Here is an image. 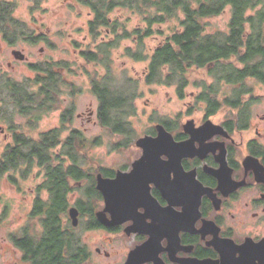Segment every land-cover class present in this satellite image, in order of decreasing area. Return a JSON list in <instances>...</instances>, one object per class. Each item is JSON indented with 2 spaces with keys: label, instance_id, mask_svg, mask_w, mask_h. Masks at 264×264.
Wrapping results in <instances>:
<instances>
[{
  "label": "trees",
  "instance_id": "1",
  "mask_svg": "<svg viewBox=\"0 0 264 264\" xmlns=\"http://www.w3.org/2000/svg\"><path fill=\"white\" fill-rule=\"evenodd\" d=\"M76 1L92 15L87 24L89 41L79 53L83 65L76 68H82L90 82V92L98 101L100 126L113 135L127 137L134 133L128 119L136 114V100L140 96L139 80L128 76L125 69L116 72L115 49H121L126 40L133 46L123 47L120 58L145 65L142 81L145 86H175L177 96L182 99L185 88L190 85L189 72L202 69L207 70L209 76L219 75L218 80L234 88L238 86L233 90V98L221 103L217 100L215 86L201 85L202 92L196 100L208 105L204 108L205 115L224 105L238 108L240 96L248 92L241 89L246 85V79L254 78L264 83V0ZM259 5L263 8L255 10ZM117 7L134 10L140 16L138 26L129 30L121 20L110 19L108 14ZM227 8L230 9L227 32L205 34L204 20L220 16ZM14 10V2L0 0L2 39L14 47L19 41L36 44L41 37L18 20ZM173 22L178 26L169 27ZM150 38L160 41L150 48L145 44ZM75 64L76 61L60 59L29 65L34 76L20 81L0 74V117L12 133V142L0 156V179L4 174L22 168L26 175L37 167L45 176V190L52 192L48 201L37 199L32 210L30 226L33 228L38 223L42 228L39 236L31 238L29 226L24 230L23 239L15 241V246L25 251L26 259L32 264H79L77 249H74L77 243L74 235L67 232L70 226L64 224L69 207L66 196L75 190L67 185V179L69 184L72 181L90 182L83 195L85 198L78 201V206L85 215L90 214L88 227L96 228L98 223L93 210L100 195L95 190V174L114 175V172L100 168L83 169L88 165L87 150L96 146L98 140L94 138L89 142L80 130L70 128L75 112L74 97L80 90L64 80L65 74L59 72L71 73ZM86 65H92L94 72ZM65 94L71 106L62 109ZM10 108L25 118L26 127L23 125L14 131L13 113L8 112ZM59 109H62L59 125L37 137L32 136L31 130L43 116ZM238 110L237 117L243 118V110ZM191 113L192 108H189L186 115ZM159 123L165 127L176 124L164 120ZM66 131L69 132L67 137L64 136ZM127 143H116L114 148H127Z\"/></svg>",
  "mask_w": 264,
  "mask_h": 264
},
{
  "label": "flooded vegetation",
  "instance_id": "2",
  "mask_svg": "<svg viewBox=\"0 0 264 264\" xmlns=\"http://www.w3.org/2000/svg\"><path fill=\"white\" fill-rule=\"evenodd\" d=\"M47 41L44 38L38 42ZM10 47L11 54L19 51L14 46ZM26 60L24 56L23 61ZM8 68L13 69L12 63H8ZM2 73L8 75L7 72ZM62 73L67 74L65 71ZM249 81L264 84L254 78L244 81L246 85L241 89L248 92L240 96V101H243L238 108L241 110L255 99ZM229 98L224 92L218 94L217 100L225 103ZM202 105L208 106L206 103ZM62 109L57 110L60 116ZM220 111L221 108L201 118L186 121H191V126L186 129L188 132H194L208 123L204 136L193 142L195 149H199V155L181 160L183 177H190L194 173L196 183L193 186L190 180H176L174 173H171L169 187H175L171 184L177 182L183 191L169 189L167 198L161 190L150 185L151 198L143 207H138L135 214L123 223L108 226L96 217V213L103 210L104 202L95 183V190L100 195L93 210L98 226L89 228L87 225V231L94 234L91 235L92 239L95 238L92 246L87 245L82 236L75 235L76 227L71 226L68 216L69 209L73 207L78 211V221L81 218L88 222L90 214L88 216L81 211L78 201L84 199L76 192L77 188H83L85 191L82 195L86 194L88 183L69 184L67 179V185L73 186L75 190L66 196L69 207L64 224L70 226L67 232L74 235L77 243L74 249H77L79 264H264L262 256L255 254V250L264 248V143L260 140L264 135L258 131L257 124L254 126L250 123L248 114L244 118L236 114L234 118L216 120ZM260 121H264V116ZM171 122H175V126L157 125L163 126L176 142H184L191 137L183 129L186 122L177 119ZM157 125L151 128L153 132L145 136H156ZM252 130L254 136L244 139V134ZM161 160L166 161L167 158L162 156ZM35 169L37 173L34 179L39 180V183L31 191L34 199L28 213L30 219L36 200L48 201L52 196V192L44 188L42 169ZM115 172L111 177H102L113 178ZM21 176L25 175L22 173ZM197 184L206 189V194L200 198L198 213L195 209L199 193ZM106 218L110 219V215L106 214ZM24 230L12 238L14 247L20 252L16 264H32L26 259L25 251L15 246V241L23 239ZM41 232L38 223L28 230L30 237L35 239ZM246 243L251 250L245 257L243 247Z\"/></svg>",
  "mask_w": 264,
  "mask_h": 264
},
{
  "label": "rangeland",
  "instance_id": "3",
  "mask_svg": "<svg viewBox=\"0 0 264 264\" xmlns=\"http://www.w3.org/2000/svg\"><path fill=\"white\" fill-rule=\"evenodd\" d=\"M15 3L14 15L18 20L26 23V25L34 30L41 37L47 38V42H38L36 44L19 41L14 49L19 50L26 57V61L14 59L11 51L12 48L2 39L0 35V73L7 72L8 76L16 81L23 78L33 77V72L29 65L46 62L48 60H65L67 62L76 61L73 65V72L63 74L64 80L72 83L80 90L74 97L75 112L73 115L70 128H75L83 133V136L91 142L97 138L98 144L87 150V166L83 169L91 167L92 169H104L115 172L130 169L131 164L141 156V149L136 146V141L147 135L154 125L160 124L159 121H171L175 116L180 114L177 121L185 123L187 120L201 118L205 115L204 102L197 101V97L202 92L201 85L215 86L217 93L233 97L235 88L228 85L223 80H218L219 75L209 76L207 70H193L189 72L190 85L184 90L185 97L179 99L175 86L152 85L145 86L143 84L144 68L142 63L133 62L126 58H120L123 47L133 46L129 40L122 42L121 49H115L116 72H122L124 69L131 78L139 80V94L136 100V114L128 119L131 128L134 131L131 136L123 137V135H113L108 130L102 128L96 117L98 101L90 92V82L88 77L82 72V68H76L77 65H83V61L79 58V53L85 44L88 43V21L92 15L88 8L80 5L76 0H9ZM34 1L39 4L34 3ZM264 4V3H263ZM263 8L259 5L255 10ZM250 14V13H249ZM110 19H118L126 23L129 30L138 26L140 16L127 8H114L108 14ZM230 19V9L227 8L218 17L207 18L204 20L205 34L215 35L226 33L228 22ZM171 26H178L177 22H173ZM165 28V27H163ZM160 40L148 39L145 44L150 48L157 45ZM79 45V46H78ZM8 63H12L13 69L8 68ZM87 66V65H86ZM88 70L94 72L92 65H88ZM99 73L102 72L98 69ZM62 73V72H59ZM121 74V73H120ZM119 74V75H120ZM197 84V86H194ZM200 85V86H199ZM248 85L253 87V95L255 99L249 101L243 109V116L249 115L250 123L254 126L257 124L258 131L264 135V121L260 119L264 116V84L249 81ZM68 89V87H67ZM62 108L71 106L69 98L62 96ZM243 101V100H241ZM189 108L192 113L186 115ZM13 113L14 131L25 125V118L18 115L12 108L8 111ZM90 113L92 115L90 116ZM238 115V109L230 106H222L219 115L215 119H229ZM236 115V116H235ZM60 113L50 112L43 116L39 124L31 130L32 136L37 137L40 133L46 132L59 125ZM244 118V117H243ZM7 123H3L0 117V156L5 147L12 142V133ZM254 128V127H253ZM69 133L65 132L64 136ZM29 134V133H28ZM246 138H252L254 131L245 133ZM125 136V135H124ZM264 143V137L260 138ZM127 143V148L117 150L114 148L116 143ZM89 144V143H88ZM24 169L4 174L0 179V264H16L20 256V252L12 243L13 236L18 235L21 231L31 225V219L28 213L31 208V202L34 199L31 193L39 180L34 177L37 173L35 167L31 169L25 176H21ZM97 173L95 174L96 178ZM87 186H90L89 181ZM72 183H74L72 181ZM77 188L76 192L84 199L83 192ZM88 222L79 219L78 226L74 229L77 236H82L83 241L92 246V236L87 231Z\"/></svg>",
  "mask_w": 264,
  "mask_h": 264
},
{
  "label": "water",
  "instance_id": "4",
  "mask_svg": "<svg viewBox=\"0 0 264 264\" xmlns=\"http://www.w3.org/2000/svg\"><path fill=\"white\" fill-rule=\"evenodd\" d=\"M13 56L18 60H24V55L19 51H13ZM191 126L188 121L183 126L186 130ZM208 123L194 132H188L191 136L184 142H176L173 136L167 132L163 126L157 125L156 136H143L136 141V146L141 149V156L131 164V168L127 172L117 170L113 178H104L99 173L96 175V189L100 192L104 202V208L96 213V217L102 224L114 226L130 219L135 214L138 207H143L150 197V185H154L168 198L169 189L171 191H183L181 184L175 182L169 187L168 181L171 173H174L176 180L185 178L190 180L191 186L196 181L194 173L190 177H183V169L181 160L183 158H191L199 155V149H195L194 140L204 136ZM165 156L166 161H162L161 157ZM198 200L195 209L198 213L200 198L206 194L200 184H197ZM167 194V195H166ZM173 196V195H172ZM106 214L110 215V219L106 218ZM70 224L73 227L78 226V211L70 208L68 211ZM250 245H244V256L250 252ZM250 249V250H249ZM256 256H262L264 262V248L255 250ZM250 256V255H249ZM249 264V263H248Z\"/></svg>",
  "mask_w": 264,
  "mask_h": 264
}]
</instances>
